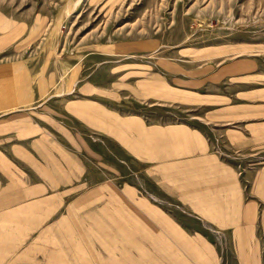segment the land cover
Segmentation results:
<instances>
[{
  "label": "rangeland",
  "instance_id": "rangeland-1",
  "mask_svg": "<svg viewBox=\"0 0 264 264\" xmlns=\"http://www.w3.org/2000/svg\"><path fill=\"white\" fill-rule=\"evenodd\" d=\"M162 165L186 167L185 184L200 166L264 165V0H0V168L81 184L61 213L124 180L128 220L151 212ZM207 231L232 264L227 235ZM145 234L126 233L127 261Z\"/></svg>",
  "mask_w": 264,
  "mask_h": 264
},
{
  "label": "crops",
  "instance_id": "crops-1",
  "mask_svg": "<svg viewBox=\"0 0 264 264\" xmlns=\"http://www.w3.org/2000/svg\"><path fill=\"white\" fill-rule=\"evenodd\" d=\"M8 168H0V264L226 263L208 227L229 238L225 253L232 264H264V165L246 168L242 178L231 168L214 172L200 166L193 184L183 182L186 167H151L158 183L150 197L151 212L128 220L121 207L126 195L135 199L138 191L124 180L86 188L61 213L65 196L78 192L81 184L62 189L58 172L60 177L51 173L48 183L39 167L40 180L31 182L26 173ZM74 177L69 173L63 184ZM157 192L179 199L189 216L160 208ZM110 204L116 212H110ZM140 229L146 232L148 249L135 245L138 251L127 261L126 233Z\"/></svg>",
  "mask_w": 264,
  "mask_h": 264
}]
</instances>
